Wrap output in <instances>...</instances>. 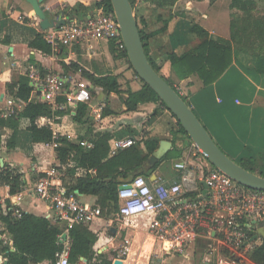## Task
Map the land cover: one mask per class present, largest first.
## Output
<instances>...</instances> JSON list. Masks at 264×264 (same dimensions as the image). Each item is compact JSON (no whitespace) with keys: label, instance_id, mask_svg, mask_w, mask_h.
Returning a JSON list of instances; mask_svg holds the SVG:
<instances>
[{"label":"trees","instance_id":"obj_1","mask_svg":"<svg viewBox=\"0 0 264 264\" xmlns=\"http://www.w3.org/2000/svg\"><path fill=\"white\" fill-rule=\"evenodd\" d=\"M129 1L134 10L135 0ZM145 1L154 8L171 9L178 0ZM183 1L189 3L191 0ZM215 1L209 0L210 4ZM229 1V9L232 12L229 16L227 38L212 37L202 26L193 24L190 33L196 36L197 44L184 51L172 50L167 58L172 71L179 79L195 76L201 82L202 89L210 96L211 106L219 105L224 108L220 121L232 125V131L227 137L212 132L192 109L219 148L244 169L264 177V13L257 12L258 4L264 3V0ZM101 6L105 11H112L110 0H100L93 8ZM91 11L81 8L72 10L69 15L82 17L91 14ZM159 17L163 26L158 31L167 30L169 24L177 20L171 11ZM138 30L145 54L153 69L160 74L159 66L148 56L147 50V39L154 33L147 36L139 26ZM29 46L45 54H51L52 51L51 45L41 33L35 35ZM109 50L114 58L125 59L129 63L125 51L116 52L111 44ZM239 57L250 60V68L245 67ZM60 66L64 74L80 71L81 76L101 93L122 95L125 112L137 111L140 105L147 103H154L168 110L158 95L140 80L135 72V76L142 83L141 87L136 91L128 89L123 92L118 75L110 70L90 71L79 60H71L69 64L61 62ZM163 78L179 93L170 81ZM7 88L10 92H15L16 98L25 102V106L17 113L0 118V127L13 130L9 144L13 143L17 132L27 131L31 136L32 151L37 152L45 150V144L51 141L56 133L59 146L55 150V157L59 164L67 166L66 174L62 178L64 187L69 192L78 191L79 195L95 197L94 205L101 209L102 216L104 212L118 213L117 192L122 182L137 176L148 179L170 151L180 153L171 141L172 149L157 163L150 165L148 160L160 140L146 136L145 139L134 140L129 147L112 154L110 141L114 139L115 133L108 130L96 131L93 137L87 140L92 144V147L87 149L81 145V142L86 140L85 134H78L75 125L83 126L89 122L88 105L81 103L76 108L53 110L46 103L31 101V87L26 74L20 75L16 82H9ZM91 93L94 96L96 92L93 89ZM256 95L263 98L262 106H255ZM181 97L187 102L185 97ZM104 103L102 118L116 113L108 105V100ZM157 114L155 109L154 117ZM64 116L70 117L72 122H62L61 118ZM176 125L177 132L187 136L177 120ZM87 131H90V128H87ZM129 137L131 139V135ZM78 168L84 169L86 173L75 176ZM39 176L40 173H33L32 181ZM0 184L9 187L10 195H16L26 185V180L18 172L2 170ZM0 220L5 224L14 247V251L6 255L7 264L54 262L55 254L62 248L58 237L63 229L59 224H52L44 216L26 212L19 218L10 214L0 215ZM254 235L255 232H251L250 237ZM67 237L70 264H76L79 258L86 259V264H112L116 257L114 254H95L93 244L96 242V235L83 224H74L68 230ZM249 260L254 264H264V240L251 250Z\"/></svg>","mask_w":264,"mask_h":264},{"label":"built area","instance_id":"obj_2","mask_svg":"<svg viewBox=\"0 0 264 264\" xmlns=\"http://www.w3.org/2000/svg\"><path fill=\"white\" fill-rule=\"evenodd\" d=\"M64 20L63 25L48 30L44 35L46 42L51 45L52 53H59L64 46L91 40L111 44L116 52L125 51L113 11H105L101 6L94 8L91 14L82 17L74 15ZM26 76L31 97L36 102L46 103L53 110H67L81 103L86 104L90 108V115H94L96 120L102 119L101 106L92 103L91 90L94 87L81 76L80 71L64 74L45 72L30 66ZM24 106L25 102L18 98L7 100L3 117L17 113ZM57 138L58 135L54 133L51 141L45 144V148L54 154L59 146ZM133 143L131 139L114 138L110 141L111 153ZM81 145L87 149L92 147L87 140H83ZM197 149L202 157L195 153L187 154V159L175 163L174 168L181 172L196 167L200 180L207 185L205 193L200 189L197 196L187 195L191 192L190 179L185 183H152L149 179L137 176L120 184L128 186V189H118L119 208L116 215L119 220L144 218L147 234L159 244L164 254L180 256L195 246L203 250V264L213 260L215 264H241V259L236 256L237 251L245 248L252 250L262 241L257 239L260 243L257 240L251 242L250 234L256 232L258 224L264 220V192L247 188L209 163L203 164L201 160L205 156L200 148ZM66 167L57 163L40 171L34 170L41 176L34 181L32 190L34 196L47 205L48 210L43 216L52 224H64L62 233L67 234L74 224H90L101 218L102 212L94 204L82 203L75 192H69L64 187L62 178L66 174ZM4 187L8 191L6 195H0V215L10 214L19 218L25 212L15 206L13 196L9 195V187ZM26 190V185L21 188V191ZM58 241L62 248L55 254L53 264H70L68 237L63 240L60 234ZM128 244V239L124 238L118 259L126 255ZM10 251H14L13 242L0 220V264L8 263L6 255Z\"/></svg>","mask_w":264,"mask_h":264},{"label":"crops","instance_id":"obj_3","mask_svg":"<svg viewBox=\"0 0 264 264\" xmlns=\"http://www.w3.org/2000/svg\"><path fill=\"white\" fill-rule=\"evenodd\" d=\"M98 1L100 0H42L41 7L47 17L60 20L71 18L69 12L71 13L72 10L81 8H84L85 10H93V6ZM219 1L220 0H216L214 3L210 4L209 0H191L189 3L184 2L183 0H178L171 9H163L154 8L145 0H137L141 8H144L145 10L148 8L150 11L149 13L146 11V14L141 12L142 16H139L135 13L134 9L138 26L142 29L144 35L149 36L150 34L154 33L147 39L148 56L155 62L157 66L165 68V71L168 75L172 70L170 62L167 58L168 53L172 50L184 51L191 49L198 42L196 36L190 33V27L193 24H199L202 26L212 37H228L229 23L227 25V30H225L224 24L221 25L219 30L216 29L214 24L217 21L215 18H219V13L217 11L218 9H216V7H218L217 5L219 4ZM177 5L181 7V13L174 10ZM213 9L214 12L212 13ZM226 9L223 19H221L224 22L227 21L226 18L229 19L230 13L232 12L229 9V3L227 4ZM169 11H171V13L177 17V20L171 22L167 30L158 31L163 26V22L159 16H165ZM151 15H156L154 20L155 24L152 29L149 28L148 23V19H152ZM51 29L52 28L41 30L39 26V20H36L32 7L26 2V0H0V118H4L3 113L7 107V100L16 98L14 95L15 92L12 93L7 88V84L9 82H16L20 75L26 74L30 66H35L44 70L45 72H62L59 62L69 64L70 61L73 60L71 56L68 58L63 56L64 47L57 54L52 53V51L51 54H45L29 46L36 34L41 33L45 35L48 33V30ZM104 44L108 47L109 56L113 55L109 50V44ZM239 61L245 67L250 68V60L239 57ZM176 79L180 83H187V97L183 95V92L179 91V93L186 98L187 103L196 112L198 117L208 126L212 132H216L221 134V136L227 137L232 131V125L220 121V118L225 111L224 108L219 105L211 106L212 103L210 102V96L208 95L207 91L202 89V85L199 80L193 78L192 76L185 79H179L176 76ZM133 85L135 86L136 84L134 82L131 84L132 91H136L140 88L139 86L134 87ZM257 99H261L260 95H256L254 98L255 106H262L263 103H256ZM30 100L35 101L33 97H30ZM138 108L141 112H125V108H123L122 111L124 113L121 115V117L130 119L136 115H142L143 113H152L151 111L153 109H157L158 114L149 121L150 126L146 130L147 135H144V132L141 133L142 129L138 127V125L140 126L142 124V121L140 123L137 121L128 122L133 135H135L137 132L139 133L138 137H136V135L134 136L136 138L134 140L140 141L145 139L146 136L159 138L160 141L167 140V135L171 134V131H175L176 119L162 106L154 103H147L140 105ZM63 118L69 117L64 116L61 118V121L65 122L63 121ZM12 135V129L0 127V172L2 170H8L18 172L24 176L27 190L21 191L18 195H12V200L16 202L15 206L24 212L43 216L48 210L47 205L44 201L38 200L34 196L32 186L30 187L28 185L29 181L27 177L29 175H33V173H35L34 170L40 171L46 167L41 163L29 161L27 159L28 154L37 155L35 152L32 153V143L29 132H17L13 143L9 144ZM175 147L179 149L177 145H175ZM54 157L55 156H53V160L55 161ZM186 157L187 154H181L179 159L174 161L170 167H165V163L161 162L148 179L152 183H173L175 181V177H179L180 179L178 182L181 183H185V181L187 182V179H190L192 181L189 187L191 192H189L187 195L197 196L200 189H203L204 191L198 170L196 168H190L189 170L180 172L174 168L175 163L185 161L187 159ZM85 173L86 171L84 169L78 168L76 169L75 176H82ZM7 191L8 189L4 187V185H0V195H6ZM76 195L79 201L82 203L90 205L95 204L96 198L93 196L79 195L77 193ZM89 200H92V202L88 203ZM110 221L112 224H110ZM60 226L62 229L64 228V224H60ZM85 226H87V228L96 235L97 239L93 244V251L97 254H101V251L103 250L105 252L114 254L116 256L115 259H118L120 257V247L123 244V240L124 238L128 239V250L126 255L121 258L122 264H139V257L137 260H133V258L131 259L132 261L129 260L130 256L134 253V248L136 245L135 241L138 239L141 238V247L144 251L140 254V256L146 252L153 254L157 244L153 241L149 234H147L144 218H134L132 220L108 219L105 221L101 217ZM107 231L109 234L106 233ZM258 243H260V241ZM183 255L187 260V250ZM143 261L145 264V260ZM49 263L51 262L43 261L37 264ZM76 264H86V259L79 258ZM187 264L190 263L187 262Z\"/></svg>","mask_w":264,"mask_h":264},{"label":"rangeland","instance_id":"obj_4","mask_svg":"<svg viewBox=\"0 0 264 264\" xmlns=\"http://www.w3.org/2000/svg\"><path fill=\"white\" fill-rule=\"evenodd\" d=\"M218 3H219L217 5L218 7H216V9H218L217 11L219 13V18H215V20H217V21L214 24H215V27L217 30H219L221 25H223V24L225 25V30H227V25L229 23V19L226 18L227 19L226 22H224L221 19H223L224 12H225L227 4L229 3V0H220ZM224 5H225V7H224ZM134 9H135V13L139 16H142L141 12H143V14L150 12L148 8H146V10L144 8H141V6L137 2V0H135ZM174 10L181 13V7L179 5H177ZM213 12H214V9L212 10V13ZM257 12H258V14L264 13V3L263 2L258 4V11ZM155 17H156V15H151L152 19H150V18L148 19L150 29H152L154 24H155V22H154ZM219 19H220V21H219ZM36 20L38 21L37 18H36ZM222 28H223V26H222ZM104 43L102 41L91 40L89 42L84 41V42H79V43H75L72 45H67V46H64L63 56H65L66 58L71 56V58H73V60H79V62L81 64H83L84 66H86V68H88L90 71H94L96 69L97 70H110V71L118 74V81L120 82L121 89L123 90V92H125L128 89H131L132 88L131 84L133 82L136 84L135 86L141 87L142 83L135 76L134 71L130 67L129 63L125 59H117V58H114L113 55L109 56L108 47L105 46ZM59 63H61V62H59ZM159 72L163 77H165L168 81H170L178 89V91L183 92V95L185 97H187V83H185V82L180 83L176 79V75L174 74V72L172 70H171L170 74L168 75L165 71V68L159 67ZM192 77L197 79L195 76H192ZM94 92H96V93L92 98L93 105H100L101 110H102L104 108V105H105L104 101L108 100V105L110 106V108L115 110L116 113L112 114L110 116L103 117L101 120H96L94 118V115L91 114L90 120L86 125H83V126L77 125V124L75 125V130L78 134H82V135L85 134V139L88 140L89 138L93 137V134L96 131L108 130V131H113L115 133V137H114L115 139L129 140L130 139L129 136L131 135V139H132V141H134V139H136L134 136L136 135V137H138L139 133L137 132L136 134L134 133L135 135H133L128 122L137 121L138 123H140L142 121V124L140 126L138 125V127L142 129L141 133L144 132V135H147L146 130L150 126L149 121L154 118V110L155 109H153L151 111L152 113H150V112L143 113L142 115H136L135 117H132L130 119L126 118V117H121V115L124 113L122 111L124 108V106L122 105V99H121L122 95H115V94L107 95V94L99 92L96 88H94ZM262 100L263 99L261 97V99L256 100V103L262 104L263 103ZM137 111H140L139 108ZM63 119H64L63 121H65V123H71L72 122L70 117L69 118H63ZM175 125H176V123H175ZM87 128H90V131H87ZM167 140L173 141L174 145L178 146L180 153H178L175 150L170 151L168 153V155L166 156V158L162 161L165 163L164 164L165 167H170V165L174 161L179 159L180 155L181 154L183 155V153H184V155L195 153L198 157H202V155L200 153H198L197 146L192 145L193 143L191 142V140L187 136L177 132V125L175 126V131H171V134L167 135ZM32 153H34V152L32 151ZM35 153H37V155H29L28 154L27 159L29 161L41 163V164L45 165V167L56 166L58 163L56 160L55 161L53 160L54 152H51L50 150H47L46 148H45V150L37 151ZM36 160H38V161H36ZM201 161L203 164L209 163L206 158H203V160H201ZM199 162L200 161H196V163H199ZM191 168L195 169L196 167H194V168L191 167ZM27 178L29 181L28 185L30 187L33 186V183H31V182H33L31 179L32 175H29ZM179 179H180L179 177H175L174 182H178ZM2 192H3V190H2ZM91 202H92V200H89L88 203H91ZM102 219L105 221H107L108 219L119 220L116 213H106V212L103 213ZM137 222H139V221H137ZM106 233L109 234L108 231ZM138 240L135 241L136 245L134 248V253L130 256V259H129L130 261H132L131 260L132 258H133V260H137L139 257L140 258L139 264H144L143 260H145V262L147 264H187V262L190 264H203V258H204L203 253H202L203 250L200 251V249L198 247H195V246H191L190 250H187V260L184 258L185 257L184 255H181L178 257V256H174V254H172V253L171 254H164L162 252V250L160 249V246L158 243L155 246L153 254L146 252V253H143L142 256H140V254L144 251L141 247V245H142L141 238ZM259 241L260 240H257V242H259ZM101 252H102V254H106V255L111 254V253L105 252L103 250ZM250 252H251V250H249L248 248L237 251L236 256L241 259V264H254L249 260V253ZM49 264H51V263H49ZM209 264H215L214 260Z\"/></svg>","mask_w":264,"mask_h":264},{"label":"water","instance_id":"obj_5","mask_svg":"<svg viewBox=\"0 0 264 264\" xmlns=\"http://www.w3.org/2000/svg\"><path fill=\"white\" fill-rule=\"evenodd\" d=\"M26 2L30 4L35 17L39 20L41 30L58 28L65 23L64 19L56 20L47 17L41 7L42 0H26ZM110 4L125 45L127 59L138 78L158 95L168 111L179 122L191 142L201 149L207 161L215 169L247 188L264 192V177L244 169L227 156L213 140L205 126L193 112L191 106L183 100L181 94L153 69L145 54L139 35L136 15L130 1L110 0ZM172 147L173 145L169 140L159 141L158 147L150 156L148 163L150 165L157 163ZM202 185L205 193L207 185L204 182H202ZM118 189H128V186L119 185ZM75 192L78 193V191ZM66 237V233L61 234V239L65 240ZM257 239L264 240V220L258 224L255 235L250 241H256ZM112 264H122V260L115 259Z\"/></svg>","mask_w":264,"mask_h":264}]
</instances>
